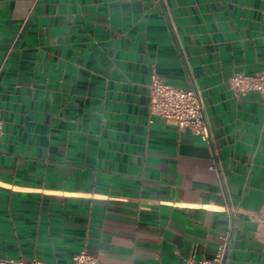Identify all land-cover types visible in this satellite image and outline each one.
<instances>
[{"label":"crops","instance_id":"crops-1","mask_svg":"<svg viewBox=\"0 0 264 264\" xmlns=\"http://www.w3.org/2000/svg\"><path fill=\"white\" fill-rule=\"evenodd\" d=\"M23 34L20 36V32ZM264 0H0V257L264 264ZM198 89L214 143L150 114ZM217 169H211L213 163Z\"/></svg>","mask_w":264,"mask_h":264},{"label":"built area","instance_id":"built-area-1","mask_svg":"<svg viewBox=\"0 0 264 264\" xmlns=\"http://www.w3.org/2000/svg\"><path fill=\"white\" fill-rule=\"evenodd\" d=\"M23 31L20 32V36ZM230 85L236 93L246 94L251 90L259 91L264 96V71L254 75L243 72L234 73L230 78ZM150 114L159 116L170 124L181 129L189 128L194 134L199 135L207 142L215 156V148L210 132V124L206 117V106L200 91L194 87L182 88L169 84L158 75H153L150 83L149 103ZM4 122L0 114V134L3 132ZM211 169H217L214 162ZM229 213V231L221 238L216 253L212 258H198L195 250L185 258L186 264H228L230 242L235 237L236 226L234 211ZM74 264H101L97 257L85 250L77 252ZM0 264H46L40 259L25 261L20 258L0 257ZM250 264V263H243Z\"/></svg>","mask_w":264,"mask_h":264}]
</instances>
